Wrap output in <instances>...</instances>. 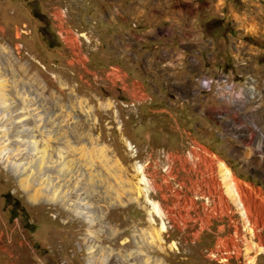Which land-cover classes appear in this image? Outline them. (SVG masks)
Returning a JSON list of instances; mask_svg holds the SVG:
<instances>
[{"label":"rangeland","instance_id":"374dc122","mask_svg":"<svg viewBox=\"0 0 264 264\" xmlns=\"http://www.w3.org/2000/svg\"><path fill=\"white\" fill-rule=\"evenodd\" d=\"M97 4L98 0H0V79L8 88L3 87L7 94L0 101L10 103L4 115L12 122L13 116L22 118L18 109L26 107L35 114L28 126H36L41 118L53 139L65 140L70 154L80 150L82 161L88 159L97 168L93 176L100 179L98 190L108 195L100 202L108 228L97 240L124 258L115 264H126L127 254L138 251L135 238L145 244L147 233L161 226L145 195L138 196L141 164L155 186L150 198L171 216L164 217L166 241L152 244L148 253L167 264H224L212 256L219 243L232 239L229 219L213 211L215 201L200 185L206 165L193 162L187 151L194 143L213 151L218 156L211 160L213 178L221 182L227 206L236 208L238 198L227 195L225 180L218 175L221 160L234 172L241 199L256 208L258 220L264 219V0H161L170 18L161 27L168 44L199 51L207 45L209 56H203V65L215 69V76H207L227 74L234 80L236 88L226 101L200 95L195 76L192 84L175 73L161 79L166 72L161 65L138 67L159 77L157 82L149 76L148 83L140 79L130 64L132 53L120 51L115 40L110 43L112 31L103 28ZM180 9L184 17L173 19ZM140 91L147 98L135 97ZM5 109L0 105L2 122ZM42 133L36 131L38 138H48ZM77 162L72 161L75 166ZM245 184L259 190L250 188L248 193V185L244 194ZM74 195L73 201L78 200ZM224 203L222 199L221 209ZM0 225L7 239L26 236L27 244L16 253L17 258L23 256L19 264H88L89 221L77 220L59 202L32 201L16 173L1 163ZM244 225V218L237 217V227ZM246 232L242 241L251 246L258 242ZM2 248L0 264H12ZM260 249L258 245L257 257L253 245L245 257L231 258L230 264H251L248 257L256 258L252 264H264Z\"/></svg>","mask_w":264,"mask_h":264},{"label":"bare ground","instance_id":"6f19581e","mask_svg":"<svg viewBox=\"0 0 264 264\" xmlns=\"http://www.w3.org/2000/svg\"><path fill=\"white\" fill-rule=\"evenodd\" d=\"M213 81H220V83L216 85V92H226L224 94V97H220V99L224 101L229 100L236 88L234 80L227 74H220L215 78H211L207 75H204L200 77L199 85L201 83L202 86H204L205 88H212ZM2 82L5 83V80L0 79L1 99V95H3V93L5 94V92H3V87H6L5 84L2 85ZM248 91L253 92V86H250L248 88ZM20 95L21 93L19 94V96ZM0 103V105L6 108V112H2V118H4V120L3 122L2 120L0 121V163L3 165V167L12 169L16 173L19 178L20 184L25 188L29 198L32 201L35 202L39 200H46L49 203L59 202L60 204L66 206L67 209L69 208V210L75 216H77V220L80 217H83L84 219L89 221L91 225L89 226V235L91 236V241L87 244L89 254L88 264H115L118 263L117 258L120 262V258H123L121 257L120 253H114V250L109 247L103 248V246L100 245L97 240V238L102 236V233H105L106 228H108L107 225H105L104 221L106 213L103 211L102 204L100 205V202H106V198L108 195L106 196L102 191L98 190L100 179L95 178L93 176L95 175L94 171H98L97 168L94 167L88 159L82 161L81 158L83 155L79 149H77L79 150V152L77 151L76 153L70 154L69 147H67L68 144L65 142V140H61L60 137L53 139L52 134L47 133V127L41 124V118L38 119L40 123H37V125L35 124L36 126H28V120L32 117L35 118V114L30 113L29 109H27L26 107L18 109V113H21L20 116H22V118H19L18 116V118L15 119V116H13L14 118L11 122V119L9 117H5L4 115L7 113L8 109H10V103L8 101L5 102L3 100H1ZM109 104H111V102H109ZM37 112L39 114H37L38 116H40V113H42L40 110ZM37 130L41 131V133L46 132L48 134H46L48 138H38L36 134ZM55 139H57V141H55ZM129 146H131V143L129 144ZM67 157L69 158L67 159ZM83 157H85V155ZM72 161H78L79 163L77 162L78 164L75 166ZM137 170L141 174L139 178V183L141 187L138 188V196H141V194L145 195V200L149 204H151L152 209L150 210L153 214H156V216L159 217L162 221L161 226L157 227V229L155 228L154 232L150 231L147 233L149 234L148 236L147 234H145V232H142V234H145L144 237L147 236V243L144 244L140 239L135 238L136 242L138 243V251L134 250L133 252L131 251L127 254V256L125 257L127 259L126 264H167L164 258L148 253V248L151 247L152 244H157V242L164 243L166 241L164 237V232L168 231V226L166 224L167 222L164 221V217L171 218V216L170 213L164 211L159 202L152 201V199L150 198V191L152 188H155V186L147 177L144 166L142 164L138 165ZM233 173L234 172H232V170L229 166H227V164L221 163L218 175L222 174L223 179L225 180V188L227 195L235 200L238 198L236 208H229L227 206L226 197L222 195L221 192L220 181L217 182V180L215 182V187L211 190L212 193L215 195L216 203L213 210L217 214V217H222L225 214V217L227 216V218L229 219V225L231 229L234 228L235 230L234 233L229 234L232 239L223 245H220L219 243L217 245L214 256H212V258L214 257L219 260L220 263L224 264H230L231 258L239 259L241 257V254H243V256L245 257V255L248 254V251L253 245L254 255L257 254L256 248L258 247V245H260L261 248L260 252L264 253V241L261 240L262 232L264 229V219L263 217H260L258 220L257 215L255 213V211H257L255 210L256 208H251L250 205H247V203L243 199H241L242 189L240 190L239 184L236 183L234 176H232ZM248 185H244V194L246 192L245 186ZM250 188L251 186L246 187L248 193L250 191ZM229 193L231 195H229ZM74 194H76L78 198V200L75 199L76 201H73V197L75 196ZM252 198L253 196H251V199ZM222 199L225 201L224 205L226 206L223 209H221L220 206ZM253 199L257 202L256 193L255 198ZM261 200L263 201V199ZM115 202H112V204ZM90 208L91 211H89ZM238 212H240L242 218H244L245 225L243 229H245V232L247 231L246 233L252 234L253 238H259L260 242L252 241L251 246L250 241H242L244 231L242 227H237V219L234 218V216ZM149 216V219L151 220L150 223L154 224L152 221V214H149ZM206 224L208 225V223ZM96 225L100 226L101 228L97 229ZM25 238V235H21L20 241H18V238L16 236H11L7 239L5 237V230H2L0 232V245L3 246L1 250L4 253L10 254V257L13 261L12 264H19V262L21 261L19 259H21L23 256L21 255L19 256V258H17L16 253L20 252V247H25V245L27 244ZM126 242H129V239ZM242 246L243 250L241 249ZM222 251L229 252L227 262H224L222 257L219 256ZM98 254H100L99 257L97 256ZM140 255H144L141 261L134 260ZM254 255L252 254V256ZM258 255L259 254H257V257ZM247 259L248 262H250L251 264L254 260H256V258L253 260L249 257Z\"/></svg>","mask_w":264,"mask_h":264},{"label":"crops","instance_id":"0c3cea01","mask_svg":"<svg viewBox=\"0 0 264 264\" xmlns=\"http://www.w3.org/2000/svg\"><path fill=\"white\" fill-rule=\"evenodd\" d=\"M151 4L153 5L152 8ZM116 6L120 8L118 9ZM96 10L99 20L105 23L103 28L112 31L110 43L115 40L119 44L118 49L120 51L128 52V55L132 53V57H129L132 58L133 62L130 64L136 70L144 65H161L160 67L166 71L160 74L161 79H164L163 76H170L175 73L173 75L180 79L185 77L184 80L189 84L193 83L194 76L197 82L198 77L200 79L203 75L215 76V69H209L205 67V64L203 65V56L205 54L209 56V52H205L208 48L207 45L204 44L199 51L194 46L184 47L182 44H168L169 39L165 37L161 27L163 21L170 18L163 12L161 0L150 2L147 0H98ZM119 10L124 13H120ZM174 15L173 19L181 20L185 12L180 9ZM141 69L143 70V68ZM138 70L137 74L140 75V79L148 83L147 77L149 75L140 69ZM149 77L153 79V83L159 80V77Z\"/></svg>","mask_w":264,"mask_h":264},{"label":"built area","instance_id":"2783aa9c","mask_svg":"<svg viewBox=\"0 0 264 264\" xmlns=\"http://www.w3.org/2000/svg\"><path fill=\"white\" fill-rule=\"evenodd\" d=\"M198 82H199V77H198ZM220 83V81H213V86H212V88H205L204 86H202V84L200 83V88H201V94L204 92L206 95H214V96H216L217 98H218V100H219V98L220 97H224V94L226 93V92H216V85L217 84H219ZM230 90V89H229ZM145 96V94L142 92V91H140V92H135V97H138V98H141V99H145V98H147V97H144ZM148 98H150L149 96H148ZM241 133V132H240ZM257 150H259V149H257ZM259 153H260V151H259ZM187 155H188V157L193 161V162H197V161H203V163L206 165V170L204 169V170H202V173H203V180H202V182L200 183V185L202 186V188H207V190L206 191H208L210 194H211V196H212V198H213V200L215 201V203H216V200H215V195L212 193V188H214L215 187V180H214V178H213V173H212V170H211V160L213 159V158H218V156L212 151L211 152V150H208V149H206V148H203V146H201V145H199L198 143H194V144H192L190 147H189V149H188V151H187ZM169 158L171 159V157L169 156ZM221 163H223V164H226L224 161H222L221 160ZM228 166V165H227ZM214 180V181H213ZM250 186H251V184H249ZM251 188L254 190V191H256V190H259V188H255V186L253 187V186H251ZM200 190H202V189H200ZM258 195V194H257ZM205 202L207 203V204H209L210 203V197H206V199H205ZM220 206H221V203H220ZM225 206V205H224ZM215 207V206H214ZM226 207V206H225ZM214 211V210H213ZM174 214H175V212H174ZM177 217H180L179 215H177L176 216V218ZM237 217H242V215L240 214V212H238L235 216H234V218H236L237 219ZM181 222L183 223V220H181ZM242 229H243V227H242ZM243 231H245V229H243ZM235 232V230H234V228H232V231H231V233H234ZM259 232H262V231H259ZM252 240H258L259 241V238H253L252 237ZM241 249L243 250V246L241 247ZM228 251H222L220 254H219V256L220 257H222V259H223V261L224 262H227V260H228Z\"/></svg>","mask_w":264,"mask_h":264}]
</instances>
